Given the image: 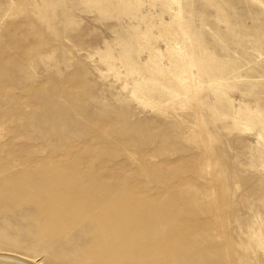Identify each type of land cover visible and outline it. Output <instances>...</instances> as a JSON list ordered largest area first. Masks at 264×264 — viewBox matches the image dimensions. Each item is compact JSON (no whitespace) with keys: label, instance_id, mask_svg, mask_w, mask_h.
I'll return each mask as SVG.
<instances>
[{"label":"rangeland","instance_id":"rangeland-1","mask_svg":"<svg viewBox=\"0 0 264 264\" xmlns=\"http://www.w3.org/2000/svg\"><path fill=\"white\" fill-rule=\"evenodd\" d=\"M0 264H264V0H0Z\"/></svg>","mask_w":264,"mask_h":264}]
</instances>
